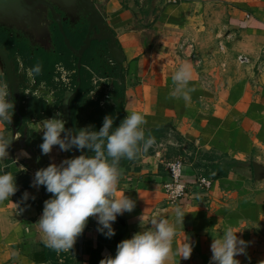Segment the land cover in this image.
<instances>
[{
  "label": "crops",
  "instance_id": "1",
  "mask_svg": "<svg viewBox=\"0 0 264 264\" xmlns=\"http://www.w3.org/2000/svg\"><path fill=\"white\" fill-rule=\"evenodd\" d=\"M96 3L125 56L120 80H110L112 101L122 106L121 112L110 110L115 125L128 112L140 111L146 119L145 133L172 128L180 140L163 139L152 151L142 152L134 160H120L122 175L117 195L125 193L136 201V206L117 217L113 227L118 235L103 245L102 257L115 256L121 241L143 230V214L144 227H150L152 218L175 223L176 209L181 207L189 213L183 224L176 223L172 247L174 251L183 247L189 238L193 252L188 259L172 255L166 264H209L211 244L227 227L241 231L237 235L248 242V226L264 225V184L254 181L252 166L254 162L264 165V0H182L178 5L169 0ZM40 47L56 52L53 43L35 46L29 52L32 56L12 50L17 56L16 70L18 75L24 71L33 90L38 87L52 91L56 97L52 117L60 113L69 129L65 108L72 94L56 87L54 74L58 67L54 76H46L44 67L35 72L30 64ZM102 56L104 59L102 51L95 52L97 67L90 71L89 86L76 104L74 129L93 126L98 130L107 116L100 97L93 94ZM75 62L72 59L71 64L60 65L76 71ZM184 63L194 69L189 82L194 91L188 101L170 96L174 89L172 74ZM0 82L8 83L1 65ZM33 98L39 99L26 97ZM44 121L28 125L35 155L26 151L20 137L0 121V133L14 139L5 158V170L16 175L18 186L14 197L0 202V264H55L36 261L48 247L35 224L42 216L45 201L53 194L45 186L33 187V180L39 169L74 158V153L72 149L62 151L58 145L50 153H42ZM22 151L29 155L23 156ZM77 151L81 155L88 150ZM179 157L186 158L184 180L189 184V193L173 204L164 188L168 180L166 163ZM231 163L239 164V168L228 171ZM202 179L211 181L212 187L200 186ZM25 192L30 194L27 200L23 199ZM97 227L96 218L91 217L85 246L105 236ZM70 254L76 262L78 257L73 251ZM241 255L236 258L241 259ZM84 261L90 264L89 256L85 255Z\"/></svg>",
  "mask_w": 264,
  "mask_h": 264
},
{
  "label": "clouds",
  "instance_id": "2",
  "mask_svg": "<svg viewBox=\"0 0 264 264\" xmlns=\"http://www.w3.org/2000/svg\"><path fill=\"white\" fill-rule=\"evenodd\" d=\"M34 71L39 72L40 67L37 66ZM193 72V66L184 63L172 74L174 89L170 96H182L185 101L190 99V93L194 91L189 87ZM9 95V84L0 82V121L7 123L11 121L14 110V102L9 100ZM114 123L112 115H107L99 130L93 126L77 130L67 129L66 120L60 113L45 119L43 142L40 144L43 154L50 153L56 145L62 151L73 147L82 153L88 150L35 173L33 187L45 186L47 192L53 194L45 201L42 216L35 224L46 247L58 252L72 250L89 217L96 218L97 230L111 238L116 234L113 223L117 217L134 210L135 200L125 193L117 195L122 175L119 163L122 158L134 160L142 152L146 153L155 144V138L146 136L143 127L146 119L140 111L128 112L118 126L114 127ZM13 140L0 133V202L8 200L18 191L16 175L5 170V158ZM21 154L29 155L26 151ZM29 195L25 192L23 199L27 200ZM187 213L184 208L178 207L175 223L152 218L150 227H144L143 214L140 217L143 230L121 241L115 256H107L100 264H166L172 255L190 258L193 244L189 238L183 247L175 251L172 247L177 234L176 223L183 224ZM238 232L241 231L227 227L220 238L213 240L209 264H241L236 257L246 254L248 242L240 238Z\"/></svg>",
  "mask_w": 264,
  "mask_h": 264
},
{
  "label": "water",
  "instance_id": "3",
  "mask_svg": "<svg viewBox=\"0 0 264 264\" xmlns=\"http://www.w3.org/2000/svg\"><path fill=\"white\" fill-rule=\"evenodd\" d=\"M39 4L46 5L52 10L53 20L58 25V30L64 39V44L77 60V87L67 102L69 129H74L72 104L82 91V67L86 53L93 48L95 52L102 51V53L105 54L104 59L112 62L114 64L113 66L120 68V72L123 70L125 56L117 42L113 30L106 24V19L98 8L96 0H0V24L9 22L10 20L14 23H28L25 16H27L30 11L36 9ZM52 4L65 14L66 20L71 19L72 11L76 8H79L83 13L85 17L84 30H86V37L79 48L73 46L64 23L62 22V18L55 12V8ZM11 56V50L6 46L3 47L0 45V65L4 68L6 73L10 88V101L15 102L16 99H21L23 97L24 90L30 87V84L24 71L18 75L16 63ZM34 89L40 90V93L44 95V101L47 102L50 108L55 107L56 97L51 90H41L38 87H34ZM17 111L19 112L18 109ZM72 150L74 157H78L79 153L77 149L73 147ZM252 166L254 181L256 183H264V165L254 162ZM90 221L91 217L88 218L86 227L79 236V264H85V241Z\"/></svg>",
  "mask_w": 264,
  "mask_h": 264
},
{
  "label": "trees",
  "instance_id": "4",
  "mask_svg": "<svg viewBox=\"0 0 264 264\" xmlns=\"http://www.w3.org/2000/svg\"><path fill=\"white\" fill-rule=\"evenodd\" d=\"M65 29L67 31L69 38L72 41L73 46L75 48H79L82 45L86 37V30L81 29L76 32H73L70 28L65 27ZM54 33H55L54 34L55 41L53 44L56 48L55 49L56 52L40 47L36 51V55L34 59L30 61V64L33 66V69H35L37 66H39L40 68L41 66L44 67L45 68L44 72L46 76H52L57 66L58 68L54 74L56 77L58 73V69L61 67L64 68L63 66L60 65L61 62L66 63L68 65V63H70V60L73 59L74 61H76L75 64L77 63V60L73 57L72 53L66 48L64 44V39L62 35L60 34L59 30H56V32ZM0 44L5 45L11 51L20 50L19 52H21L25 56L30 54L29 52H32L33 50V48H30L29 45L22 44L21 42L17 41L15 38L10 39L9 37H6V40L0 41ZM94 55H95V49L93 48L86 53L84 60H83L82 91L79 94V96L73 101V104H72L74 128H75V123H76V117H75L76 104L78 102L79 97L86 91V89L89 86V83L91 80L90 74H89L90 71H92L95 68L94 66L97 67V65L95 64ZM28 56H32V54ZM100 60L101 61L99 63V68H98V72L100 73V78L109 77L111 80L114 79L115 82H118V79L120 80V75H121L120 68L111 66L110 64H108V61L103 59V56L102 58H100ZM76 87H77V72H76L75 89ZM14 103L15 104H14L13 116H12L11 121L8 123L4 121L3 122L8 130L16 133V137H20L21 142L23 143L24 149L28 151L31 155H35L36 151L32 143V132L29 131L28 125L29 123L42 121V120L52 117V114H53L52 109L48 107L47 103L43 99L33 98L30 100H27L25 96H23L21 99H16ZM109 104L107 108L105 109L106 111H103L104 113H107V115L110 114V110L118 109L120 110V112L122 111L121 104L116 106L113 101ZM17 109L19 110V112L17 111ZM65 111L67 113V106L65 108ZM102 125L98 127V130L99 128L102 127ZM114 126H115V123H114ZM147 135H150L155 138V144L149 149L150 151H152L154 149V146L159 144L163 139L165 140V131L146 133V136ZM238 168H239V164L237 163H231L227 165L228 171H235ZM117 235L118 233H116L111 238L103 236L100 238L99 241L95 243H90V244L86 243L85 255L89 256L90 264H100V261L104 259L102 257V251L104 248L103 245L105 243H110L111 241H113ZM73 249L68 250V251L58 252L48 247L47 251L41 254L40 258L36 259V261L39 263L53 262L55 264H79V254H78V258L76 262L73 261V258L70 254L73 251Z\"/></svg>",
  "mask_w": 264,
  "mask_h": 264
},
{
  "label": "built area",
  "instance_id": "5",
  "mask_svg": "<svg viewBox=\"0 0 264 264\" xmlns=\"http://www.w3.org/2000/svg\"><path fill=\"white\" fill-rule=\"evenodd\" d=\"M170 4L178 5L182 3V0H169ZM242 61H246L243 59ZM19 64L22 65L21 58H18ZM108 64L113 66L112 62L108 61ZM76 72L66 70L65 68H59L58 73L55 77L56 87L60 92L72 94L75 90L76 86ZM31 78V77H30ZM111 79L109 77L99 78L95 81V92L94 95L100 97L101 103L100 106L103 110H105L109 103L112 102V91H111ZM30 87L24 90V95L27 98L37 97L44 100V95L40 93V90H33L31 83ZM46 89V88H45ZM175 141L179 142L177 132L170 128L165 131V141ZM186 165V158L179 157L173 160H170L166 163L168 180L164 185L165 191L169 197V200L176 204L177 202L183 200L189 193V184L184 180V168ZM198 184L206 189H210L212 187V182L206 179H202L198 182ZM16 194V193H15ZM15 194L12 196L14 197Z\"/></svg>",
  "mask_w": 264,
  "mask_h": 264
},
{
  "label": "flooded vegetation",
  "instance_id": "6",
  "mask_svg": "<svg viewBox=\"0 0 264 264\" xmlns=\"http://www.w3.org/2000/svg\"><path fill=\"white\" fill-rule=\"evenodd\" d=\"M52 5L55 8V12L61 16L65 27L70 28L73 32L84 29L85 17L79 8L72 11L70 20H66L65 14L54 4ZM25 18L28 20V23H14L11 20L3 24L1 23L0 41L6 40V37L10 39L15 38L22 44L29 45L30 48L54 43V32L58 30V25L53 20V12L48 6L39 4L36 9L30 11ZM0 45L5 47V45ZM11 58L15 63L17 62V56H13L12 54Z\"/></svg>",
  "mask_w": 264,
  "mask_h": 264
},
{
  "label": "rangeland",
  "instance_id": "7",
  "mask_svg": "<svg viewBox=\"0 0 264 264\" xmlns=\"http://www.w3.org/2000/svg\"><path fill=\"white\" fill-rule=\"evenodd\" d=\"M264 184V183H262ZM251 236L248 238L246 254L241 255V264H264V225L252 224L248 226ZM78 240L74 246V255L78 257Z\"/></svg>",
  "mask_w": 264,
  "mask_h": 264
}]
</instances>
